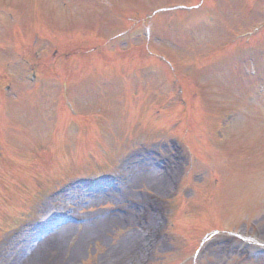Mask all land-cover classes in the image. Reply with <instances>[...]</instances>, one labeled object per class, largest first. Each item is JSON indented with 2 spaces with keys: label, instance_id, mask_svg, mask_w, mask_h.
I'll use <instances>...</instances> for the list:
<instances>
[{
  "label": "rangeland",
  "instance_id": "374dc122",
  "mask_svg": "<svg viewBox=\"0 0 264 264\" xmlns=\"http://www.w3.org/2000/svg\"><path fill=\"white\" fill-rule=\"evenodd\" d=\"M200 1L202 5L198 9L166 17L156 15L149 19L151 11L160 5L177 2L197 4ZM9 12L19 21L11 28L22 27L24 32L20 28V34H10L8 24L0 23V26L8 29V34L13 39L17 36L20 49L27 51V42H22L23 37L37 46L41 53L45 51L49 55H56L54 61L47 60L42 69L47 82L42 86H35L30 80H25L28 67L22 61H17L18 55L12 48L13 45L18 52L17 43L12 42L11 46L1 48L0 68L12 78L13 85L10 89H13V93L8 98H0V110L5 104L1 100H8L9 105L7 113L0 117V264H12L15 253L27 241L20 238L19 231L26 230L32 222L25 223L20 219L21 215L24 218L34 212L35 206L42 216L52 215L55 208L66 209L68 205L73 212L87 217L97 212L106 215L105 210L120 216L116 209L113 212L107 208L114 206L128 209L129 201L145 206L151 196L165 200L169 193L161 195L150 190L151 183L157 187L161 179L159 170L154 175L151 167L145 164L134 165L131 169L129 165L139 156L131 155L132 149L137 147V152L142 154L144 149L140 148L144 143L148 145L146 147L158 148L165 154V137L169 133L182 137L193 156L201 153L200 157L211 159L217 152L219 159L218 153L233 154L224 160H212L222 178V185L218 183L219 189L216 181L215 184L212 182V170L208 172L207 167L197 162L200 168H205L203 176L206 173V179L201 181L195 193L183 190L181 209L176 210L173 213L176 217L171 219L175 221L178 231L189 236L194 234V241L197 243L199 236L214 228L222 226L224 229L234 230L246 226L249 227L247 233L264 243V86L259 87L263 89L261 94H254L248 70L249 67H256L260 73L258 81L264 82V61L253 60L256 50L260 55V49H264V28L262 33H259L258 27V34H250L256 26L261 23L264 25V0H0V14ZM9 16L11 14L7 15L6 22H9ZM189 16L194 19L190 20ZM147 23L151 35L149 28L144 27ZM134 25L135 28L139 27V33L131 29L119 36V31ZM43 27L48 32L47 39L38 36ZM63 31L75 37L73 42L63 43ZM159 34L166 40H156ZM149 36L152 40L147 43V47L153 52L151 57L143 47ZM111 37L114 38L108 43V48H98L96 53L93 50L89 54L88 50L92 46L97 47L98 43ZM220 41L223 42L221 46L218 43ZM44 47L49 49L48 52ZM100 51L105 56L101 60L110 62L108 71L105 68L100 72L98 65V69L91 67V62L100 60L97 54ZM76 52L79 53L78 56H74ZM160 54L171 60L176 72L180 69L183 90L194 92L193 96H198L199 103L188 101L186 110L181 106L179 108L173 97L168 99L161 91L168 83L159 71L152 74L142 70L139 79H135L137 77L131 70L134 62L132 65L127 61L155 63L162 61L158 56ZM244 56L249 60L241 61ZM83 61L90 62L89 67ZM111 61H114L112 65ZM219 62L226 65L223 67V74L210 66L205 68L208 73L205 70L201 73L197 69L200 65H217ZM41 65L37 66L39 72ZM162 66L173 72L169 64L162 62ZM54 75L57 84L62 80L84 81L86 75H92L98 81L94 82L95 91L99 90V86L101 92L103 86L106 88L105 97H97L98 94L94 93L95 97L89 102H79V117L83 126L85 125V140L88 142L83 156L74 145L67 143L70 139L61 136L62 132L66 134L67 127L55 118L57 114L54 107L57 104L53 101L59 88L51 80ZM155 77L160 79L156 80ZM105 78L107 80L103 85L101 83ZM46 83L51 87L46 88ZM78 92L79 90L70 91L69 98H73ZM222 106L238 109L242 113L236 112L237 118L230 122L225 131L226 141L217 142L213 132L206 128L213 127V122L216 123L218 108ZM204 107L212 109L207 118L206 115L201 118V111L205 113ZM155 109H160L164 115L157 126L155 123L160 117H155ZM174 121L179 122V126L173 125ZM75 125L76 123L71 122L68 124L70 138L76 137ZM159 126L162 128H157ZM60 127L61 132L58 129ZM151 138L155 142H149ZM94 140L96 142L93 143ZM237 147L240 152L235 151ZM193 156L189 165L195 162ZM79 157L81 158L76 165V160L72 159ZM110 163L113 165L112 172L128 171L132 175L131 186L127 184L123 189V197L126 196L128 201L121 196L112 197L107 194L106 198H96L98 190L93 192L95 195L92 197L87 193L88 197L80 193L81 201L49 193L56 185L55 181L75 172L86 173L95 164L102 166L101 169H107L106 166ZM144 193H148L150 197ZM73 194L78 195V191ZM141 208L136 210L131 207V211L127 213L134 215L133 218L130 216L133 223V226L128 225L130 227L125 226L124 218L121 220V217H113L114 215L103 222L85 221L80 225H65L44 240L40 241L41 237L31 243L28 255H24L20 263L124 264L120 256L112 258V253L120 252L119 255L122 253L123 257L122 250H126L128 237L134 229H139L134 219ZM11 221H18L15 228H6L8 223L13 224ZM11 233L12 237L9 236ZM188 243L187 240H179L178 249L186 251L185 245ZM195 247L196 244L184 252L187 257L182 264L236 262L229 258L226 261V257L219 252L209 256L205 252L200 256L199 247L194 249ZM126 263L130 264V261L127 260ZM244 264H264V260Z\"/></svg>",
  "mask_w": 264,
  "mask_h": 264
},
{
  "label": "bare ground",
  "instance_id": "6f19581e",
  "mask_svg": "<svg viewBox=\"0 0 264 264\" xmlns=\"http://www.w3.org/2000/svg\"><path fill=\"white\" fill-rule=\"evenodd\" d=\"M154 175H155V172H152ZM107 218L103 219V220H100V222H103V221H106ZM28 255V254H27Z\"/></svg>",
  "mask_w": 264,
  "mask_h": 264
}]
</instances>
